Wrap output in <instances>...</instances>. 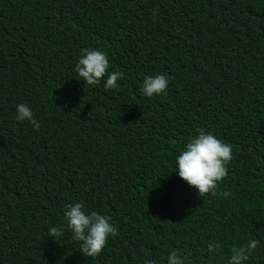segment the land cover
Masks as SVG:
<instances>
[{"label":"trees","instance_id":"1","mask_svg":"<svg viewBox=\"0 0 264 264\" xmlns=\"http://www.w3.org/2000/svg\"><path fill=\"white\" fill-rule=\"evenodd\" d=\"M82 48L115 89L78 76ZM199 129L232 148L216 195L175 169ZM74 203L119 229L96 257L66 228ZM252 239L243 264H264V0H0V264H229Z\"/></svg>","mask_w":264,"mask_h":264},{"label":"clouds","instance_id":"2","mask_svg":"<svg viewBox=\"0 0 264 264\" xmlns=\"http://www.w3.org/2000/svg\"><path fill=\"white\" fill-rule=\"evenodd\" d=\"M81 53L74 71L83 82L98 85L107 77L104 88L115 89L117 81L122 79L123 74L120 71L109 72L107 55L103 51L89 48H82ZM168 83V78L161 74L145 76L141 90L143 95L150 98L165 93ZM16 113L17 121L27 120L35 130H39V121L35 119L27 104H18ZM198 132V135L189 139L176 157L175 169L178 170L179 177L189 186L195 187L201 197L207 194L216 195L219 182L228 175L227 165L233 159L232 148L203 129H199ZM222 195L227 198L231 193L225 191ZM83 208L82 203L66 205L64 211L66 228L72 232L73 238L80 242L78 249L83 255L96 257L106 246L109 237L119 235V229L110 223L109 216L96 211L86 214ZM61 234L60 228L51 227L48 235L55 238ZM258 244L259 240L252 239L247 246L233 248L229 264H243ZM220 247L218 242L209 243L207 250L212 253ZM144 264H156V261L149 259L145 260ZM167 264H185L184 257L178 255L176 250H172L167 256Z\"/></svg>","mask_w":264,"mask_h":264}]
</instances>
